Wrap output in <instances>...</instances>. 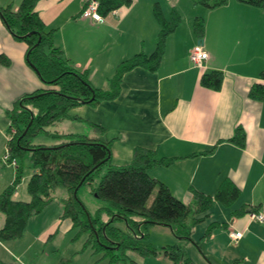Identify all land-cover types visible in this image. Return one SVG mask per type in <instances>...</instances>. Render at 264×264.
Listing matches in <instances>:
<instances>
[{
    "label": "crops",
    "instance_id": "0c3cea01",
    "mask_svg": "<svg viewBox=\"0 0 264 264\" xmlns=\"http://www.w3.org/2000/svg\"><path fill=\"white\" fill-rule=\"evenodd\" d=\"M21 2L0 0V7L11 5L16 10ZM86 2L39 0L36 10L47 28L56 30L54 43L64 51L69 63L81 71L87 70L93 85L102 89L110 88V78L123 60L141 52H154L160 30L154 15L156 4L167 19L176 9L182 22L168 36L165 54L156 70L131 69L123 76L117 98L73 109L70 115L79 120L65 119L58 123L64 128H49L51 132L111 142L114 165L130 163L138 146L157 149L161 157H174L170 166L153 167L149 173L186 203L192 200L190 187L214 195L225 179H232L241 189L239 197L231 206L215 203L207 213V225L204 222L206 226L201 228L204 236L213 222L224 226L205 240L208 264H234L235 260L264 264V222H256L250 216L251 211L264 208V99L251 95L257 84H264L260 35L264 9L239 0H229L214 9L194 0H132L131 5L121 6L105 15L103 22L96 23L81 16ZM197 17L204 19L202 40L209 53L203 68L196 67L190 58L200 40L193 28ZM27 47L15 39L0 15V54L11 60L7 66L0 63V193L14 181L17 168L16 163L3 162L11 138L7 111L23 96L51 88L28 64ZM211 70L224 73L219 90L201 84L202 75ZM98 75L106 79L100 81L96 79ZM92 124L102 126L104 132ZM238 127L245 132V146L231 141ZM61 142L56 139L52 145ZM31 175L28 174V181ZM67 195V191L63 197L55 195L56 201ZM13 198L29 201L31 196L29 192L20 195L17 190ZM63 212L64 205L49 230L58 226L57 232H71L72 220L62 219ZM4 223L5 215L0 212V230ZM113 225L117 227V223ZM231 229L245 232L237 245L229 238ZM25 237L0 240V260L36 264V242L26 247L22 244ZM191 242L202 244L195 239ZM175 244L188 246L185 240ZM127 254L142 262L138 254ZM59 262L65 264L63 258Z\"/></svg>",
    "mask_w": 264,
    "mask_h": 264
},
{
    "label": "trees",
    "instance_id": "16d2710c",
    "mask_svg": "<svg viewBox=\"0 0 264 264\" xmlns=\"http://www.w3.org/2000/svg\"><path fill=\"white\" fill-rule=\"evenodd\" d=\"M39 0H22L18 9L11 5L0 7V15L15 39L27 44L26 60L38 73L42 81L51 88L23 96L15 107L7 111L11 121L8 141V162H16L14 181L0 193V212L5 215V223L0 230V240L10 241L23 238L31 217L41 213L56 201L55 191L65 188L67 197L60 201L64 205L62 219H71L76 237L88 233L85 248L92 245L94 250L103 251L109 264L129 262L141 264L130 259L132 251L146 258L157 254L158 249L148 244V227L152 224H165L172 227L175 235L182 241H193L195 227L205 221L207 213L215 203L231 206L239 197L241 189L232 179H225L214 195L206 194L190 187L192 200L189 203L173 195L163 181L150 175L149 170L158 166H170L174 157H161L157 149L138 146L134 149L130 163L114 165L112 163L111 142L94 139L86 135H61L49 128L65 119L79 120L70 112L86 104H99L113 100L120 95L121 83L126 72L135 67L156 70L162 62L168 36L181 24L182 16L176 10L170 19L165 18L158 4L154 15L160 25L156 39V48L150 55L141 52L123 60L110 78V88L102 89L93 85L87 70L81 71L69 63L63 50L54 43L56 30L47 28L36 6ZM253 7L264 9V0H239ZM103 16L131 5L132 0H99ZM208 9L228 4L229 0H194ZM196 35L202 39L205 22L197 17L193 24ZM0 63L10 65L11 60L0 54ZM264 78V71L262 72ZM224 73L221 70L205 72L201 84L207 88L219 90L222 87ZM253 98L264 99V84H257L251 91ZM93 127L104 132L97 124ZM15 133H12V130ZM50 135L62 140L60 144L47 146L32 143V138L40 134ZM245 132L238 127L232 142L245 146ZM26 152L31 154L33 174L28 181L29 201L13 198L23 178L22 164L19 162ZM105 168L100 180L94 185L92 194L108 203L107 208L99 209L96 216H91L84 203L78 198V191L83 185L92 184L95 176ZM106 211L111 216L109 221L98 226V218ZM99 215V216H98ZM101 219V220H102ZM124 222L127 231L113 226ZM224 227L213 222L206 230L203 239L211 238L213 232ZM106 243L116 245L107 248ZM164 255L176 264H193L183 245H167ZM0 264H16L0 260ZM234 264H243L235 260Z\"/></svg>",
    "mask_w": 264,
    "mask_h": 264
},
{
    "label": "rangeland",
    "instance_id": "374dc122",
    "mask_svg": "<svg viewBox=\"0 0 264 264\" xmlns=\"http://www.w3.org/2000/svg\"><path fill=\"white\" fill-rule=\"evenodd\" d=\"M260 35L262 38V48H264V17L261 19ZM96 79H99L101 81L103 79H106V77H101L100 75H98ZM63 126L64 125L57 124L55 127H51L50 129L52 131H55L57 129L59 130L64 128ZM55 142L56 139L44 133L32 138V143L34 144H43L49 146L54 144ZM30 158V152H26L25 156L19 160L23 168V178L17 189L20 195H22L23 193L27 194L28 192V174L31 175L33 173ZM104 171L105 168L99 171L100 173H97L94 178L95 180L92 182V184H90V186L83 185L78 191V198L90 211L91 216H96V211L98 209H101V207H106L108 205L107 202L98 199L97 197H95V195L92 194L94 185L100 180V177L102 176ZM66 191L67 190L65 188H58L54 194L57 197H63L61 195ZM62 211L63 204L58 200L46 207L41 213L36 214L30 218L27 226V231L25 233L26 237L25 240L22 241V244H24V246L26 247H30L36 242V246L34 248L39 252L37 253L36 258H33V262H35L36 264H60L59 260L63 258L65 260V264H109V259L103 257V251L94 250L92 245L85 248V242L89 236L88 233L76 237L77 229H72L69 234H63L59 232V230L57 232L56 229L58 228V226L56 229L52 228L51 230H49V227H51V225L55 223L53 222L54 216H59ZM105 212L106 211H103L101 213V215L103 214L102 217L104 219L101 218V220L100 218H98L97 228L98 226L102 227L104 225L102 221L107 222L111 218L110 215L106 216L104 214ZM206 220L199 223L195 227V231L192 235L193 239L197 240L198 242H202V244L197 245L192 243L191 241L190 243L189 241H185L186 243H188V246H186L185 248L187 251V255L190 257L193 264L209 263V253H207V245L205 244V239L202 238L204 232L201 230V228L207 225L208 222H206ZM204 222L206 225L204 224ZM117 227L124 232L127 231V225L122 221L117 222ZM181 241L182 240L175 235L171 226L165 224H152L148 227V239L146 242L158 249L157 254L146 258L137 256L142 260V262H138L141 264H176L171 258L164 255L162 247L166 245H174V243H178ZM106 246L107 248L110 247L111 249L116 248V245H112L110 243H106ZM0 250L2 249L0 248ZM74 256L76 257V259H73ZM13 260L15 261V258H13ZM70 260H72V262H70ZM115 264H125V262L122 261Z\"/></svg>",
    "mask_w": 264,
    "mask_h": 264
},
{
    "label": "built area",
    "instance_id": "2783aa9c",
    "mask_svg": "<svg viewBox=\"0 0 264 264\" xmlns=\"http://www.w3.org/2000/svg\"><path fill=\"white\" fill-rule=\"evenodd\" d=\"M100 2L99 0H87L85 6L83 7L81 16L84 18L92 19L96 23H101L105 20V16L100 12ZM192 63L198 67L203 68L205 62L209 59V53L204 49V41L200 39L198 43L191 50L190 55ZM16 131L13 129L12 133ZM9 152L7 150L5 156L3 157V162L8 163ZM13 163H16L15 161ZM252 220L256 222H264V208L260 210H253L250 212ZM245 232L241 230L231 229L229 231V238L233 245H237L238 242L244 237Z\"/></svg>",
    "mask_w": 264,
    "mask_h": 264
}]
</instances>
